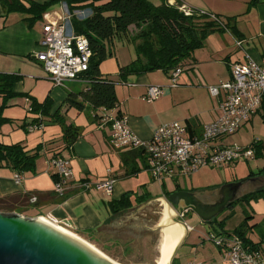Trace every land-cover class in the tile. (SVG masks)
I'll use <instances>...</instances> for the list:
<instances>
[{
    "label": "crops",
    "instance_id": "0c3cea01",
    "mask_svg": "<svg viewBox=\"0 0 264 264\" xmlns=\"http://www.w3.org/2000/svg\"><path fill=\"white\" fill-rule=\"evenodd\" d=\"M52 1L0 0V74L18 78L13 84V93L16 96L6 100L0 97V106L6 102L2 113L7 120L0 129V145H21L32 155L38 152L34 171L18 173L11 168L0 169V213L19 214L29 220L43 217L95 245L102 240L104 245L107 241L120 245L123 238L129 245L135 237L130 238L132 235L129 232L103 231L107 222L140 208L151 200L167 199L172 193L177 192V182L181 185L180 191L199 193L201 198L209 203L212 201L209 193L223 185L254 177L264 179L262 176L250 177L253 169L240 166L241 163L254 160V157L228 165L232 167L233 175L241 178L230 183L214 184L205 188L193 186L190 185V179L195 173L180 177L177 182L169 178L157 181L149 170L148 155L140 149H134L144 153L133 161L138 172L127 175L122 160V153L126 151L112 145L113 131L111 126L104 122V116L116 118L120 114L127 120L133 135L145 143L153 138L159 127L166 124L178 122L199 130L215 122L220 115V104L218 99L211 96L209 88L230 80L233 64H246L249 60H254L264 66V0H256L254 4L250 0H189L190 4L188 0H182L184 5L197 10L235 17L239 35L228 29L209 36L205 46L197 50L183 67L178 87H172L170 73L161 70L132 75L122 80L120 68L135 61L136 54L121 60L118 58V49L114 56L116 64L107 65V59L100 66L102 76L116 83L119 106L114 110L95 109L86 102L82 93L89 89L90 83L84 78L68 81L63 86L55 85L42 64L35 58L44 25L47 23L46 16L49 20L55 21L64 14L65 4ZM176 1L178 0H157V4L161 6ZM153 4L156 5L154 2ZM234 6L239 7L232 8ZM42 9H45L44 12ZM238 42H242V46H238ZM121 46L120 50L125 49V45ZM115 76H119L120 79H115ZM150 86H160L163 89L162 97L153 103L144 101ZM70 100L79 107H75L74 103L70 104ZM47 101L52 102L51 115L58 112L65 125L80 130V136L72 146L65 142L61 123L51 118L45 120L31 113L32 104L44 105ZM262 113L261 108L245 125L252 124L257 116L262 117ZM160 115L165 116L159 119ZM38 117L44 120L43 124L32 125L36 127L31 130L33 119ZM224 140L221 143L226 146L244 147L255 141L246 144L233 142L234 144L228 145L226 143L228 140ZM55 158L69 160L72 169V176L65 185L64 196H59L55 192L57 182L54 177L57 176L59 179L57 169L51 165V160ZM238 168L241 170L240 176L235 173ZM17 175L22 177L19 183L16 181ZM109 179L115 180L111 195L95 187L85 191L81 186L85 181L95 184ZM168 182L172 184L171 187ZM128 194H131L133 206L121 213L113 212L111 202L121 200ZM237 207L222 219H219L220 216L215 219L220 222L231 214L233 215L230 219L239 213L242 214L241 222L234 228L228 229L229 222H226V231L233 232L243 222L247 213L253 216L250 225L264 223L263 200L253 201L250 205L241 204L239 209ZM187 227L188 237L180 248L189 242L196 250V258L192 261L202 264H231L226 257L225 249L210 240V237L219 235L213 229L214 226L208 227L207 231L189 225ZM193 233L196 235L189 241ZM108 235L111 236L110 240L105 237ZM144 235V238L147 235L153 236L149 233ZM250 237L256 243L260 240L256 233ZM129 238L134 240H128ZM174 262L182 264L178 254Z\"/></svg>",
    "mask_w": 264,
    "mask_h": 264
},
{
    "label": "trees",
    "instance_id": "16d2710c",
    "mask_svg": "<svg viewBox=\"0 0 264 264\" xmlns=\"http://www.w3.org/2000/svg\"><path fill=\"white\" fill-rule=\"evenodd\" d=\"M52 2L67 5L74 32L89 40L93 57L89 70L82 78L90 83V87L82 93V96L95 109L114 110L119 106L116 83L108 77L102 76L100 66L109 57L113 58L119 47H122L121 45L131 44L135 46L136 51L135 61L120 68L122 80L132 75L160 70L170 73L171 80L172 74L179 68L183 70L187 61L193 58V54L197 50L205 46L207 39L212 34L229 29L235 35H239L235 17L214 15L191 7L193 15L187 16L180 11V6L183 5L182 0H178L175 5L167 3L161 6L154 5L150 0H53ZM251 3H256V0H251ZM44 10L42 9L43 12ZM77 11H87L89 14L79 18L75 14ZM132 27L137 29L135 34L131 32ZM17 79L15 76L0 74V97L6 100L16 96L13 93V84ZM69 102L70 104L74 103L72 100ZM4 104L6 102L0 106V129L7 121L2 113ZM51 106V101H47L44 105L34 103L31 113L37 114L45 120L51 118L61 123L65 142L68 146H72L78 140L80 130L65 125L58 112L51 115ZM74 106L79 107L77 103H74ZM262 111L261 118L264 123V102ZM116 118L122 117L119 114ZM43 121L40 118H34L31 126H41ZM109 126L111 125L109 124ZM246 147L255 150L256 160L264 159L263 141L255 140ZM123 150L126 151L122 153V160L127 175L137 173L138 168L133 161L144 153L134 149L130 152L127 151L131 149ZM37 156L38 152L34 155L29 154L21 145H0V169L11 168L18 173L34 171ZM254 176L264 177V169L256 173L251 172L250 177ZM54 178L56 182L61 180L60 177L57 179V176ZM177 180L178 178L175 179L176 182ZM177 184L176 191H180L181 185L178 182ZM163 188L165 187L163 186ZM131 198V194L125 195L121 200L112 201L110 207L113 212L121 213L133 206ZM259 200L264 201V189L235 202L227 210H233L241 204L250 205L251 202ZM230 216L223 221L214 220L211 223V226H214L213 229L218 232V236L236 235L241 239L246 250H261L264 246V223L250 225L253 216L247 213L243 222L233 232H228L225 228ZM253 233L258 234L259 242L256 243L251 239L250 235Z\"/></svg>",
    "mask_w": 264,
    "mask_h": 264
},
{
    "label": "built area",
    "instance_id": "2783aa9c",
    "mask_svg": "<svg viewBox=\"0 0 264 264\" xmlns=\"http://www.w3.org/2000/svg\"><path fill=\"white\" fill-rule=\"evenodd\" d=\"M171 3L170 5H175ZM180 11L187 16L193 15L188 5H181ZM79 18L86 12L77 11ZM44 25L35 58L39 61L52 81L63 86L68 81L81 80L89 70L93 50L85 36L77 35L71 24V15L67 5L59 20H49ZM238 46L242 42L237 43ZM183 73L177 69L171 77V86L178 87ZM213 98L219 100L218 119L201 129H195L178 122L163 125L157 129L153 138L145 143L140 141L129 129L125 118L105 116L104 122L111 125L113 131L111 143L115 148L140 149L148 155L149 170L157 181L179 179L210 166L232 165L255 157L253 148L244 146H226L221 141L238 133L261 108L264 102V66L254 60L246 64H233L230 80L219 86L209 88ZM163 95L160 86H150L144 97L149 103L159 100ZM41 117V116H40ZM38 117V118H40ZM36 126L30 129L34 130ZM51 165L57 169L60 181L55 184L59 196L66 193L65 185L72 176L70 161L55 158ZM21 175L16 181L21 182ZM115 180H104L95 184L83 182L82 189L87 191L95 187L112 194ZM184 217V215H182ZM218 247L225 249L231 264H264V248L248 251L236 235L210 237ZM189 264H202L191 261Z\"/></svg>",
    "mask_w": 264,
    "mask_h": 264
},
{
    "label": "water",
    "instance_id": "95a60500",
    "mask_svg": "<svg viewBox=\"0 0 264 264\" xmlns=\"http://www.w3.org/2000/svg\"><path fill=\"white\" fill-rule=\"evenodd\" d=\"M262 189L264 179L260 177L226 184L209 193L212 197L209 203L199 193L177 191L166 201L154 199L111 219L102 230L129 232L138 244L144 233L153 234L151 248L155 261L173 264L188 237L189 230L183 221L187 212L211 224L229 206ZM139 247L141 254L137 259L142 260L143 248L140 244ZM115 262L87 241L43 217L29 220L19 214L0 213V264H117Z\"/></svg>",
    "mask_w": 264,
    "mask_h": 264
},
{
    "label": "rangeland",
    "instance_id": "374dc122",
    "mask_svg": "<svg viewBox=\"0 0 264 264\" xmlns=\"http://www.w3.org/2000/svg\"><path fill=\"white\" fill-rule=\"evenodd\" d=\"M152 1V0H151ZM251 1V0H250ZM155 3L157 6V0H153L152 3ZM187 2V1H185ZM189 4L190 1L188 0ZM238 8L237 6H234L232 8ZM235 8V9H236ZM86 14L88 15L89 13L86 12ZM133 34L136 33L137 29L135 27L131 28ZM125 49L119 48L118 52V58H120L121 60L130 58L131 55L136 54L135 51V46L131 45V44H127L124 47ZM114 60V61H113ZM107 65H111V64H116V59L113 58H108L107 60ZM118 61V60H117ZM106 62V61H105ZM104 62V63H105ZM111 69H113L112 67H110ZM115 79H120L119 76H115ZM165 115H160V118H164ZM227 142V144H234L233 142L239 143V144H246L248 142H252L254 140H263L264 141V123L262 121V118L260 116L255 117L254 122L251 124H246L244 127L241 128V130L232 135L229 136L228 138L225 139ZM224 140V141H225ZM240 166L243 168L245 167H250L253 169L254 172L258 171L259 169L264 168V159H260V160H251L249 162H245V163H241ZM231 166L225 165V166H215V167H210L207 166L205 168L200 169L198 172H196L194 174V176L190 179V185L193 186H204L208 187V186H213L214 184H219L221 185L222 183H226V182H234V180L236 179L237 181L239 179H241L240 177H236L233 175V171L231 169ZM241 172V170L238 168L237 171L235 172L236 175L240 176L239 173ZM221 183V184H220ZM168 185L171 187L172 184L170 185V183L168 182ZM167 185V186H168ZM237 207V206H236ZM238 207H240V205H238ZM237 207V208H238ZM239 209V208H238ZM237 209V210H238ZM231 211V210H227L226 212H224L223 214L220 215L219 219H222L225 215H227V213ZM238 213V211H237ZM243 216L241 213H239L237 216H235L233 219H227L228 223V229H232L234 228L236 225H238L241 220H242ZM229 220V221H228ZM183 221L189 225V226H193L194 228L197 229H204V230H208V227H211L208 224L202 223L199 219V217L197 215H195L193 212H187L185 215V218L183 219ZM145 234V233H144ZM142 235L141 238L138 239L139 244L142 246L143 248V259L139 260L137 259L138 256L141 254V249L139 247L138 243L133 244L136 240L134 239H130L133 237H130L128 240H134L131 243H129V245L126 243L127 240H125V238L121 239V243L120 245H116L110 241H107V244L104 245V243H98V245L92 244L94 245L97 249H99L101 252H103L104 254H106L109 258L113 259L114 261H116L117 263L120 264H157V262L155 261V254L151 248L152 245V241H153V236H149L147 235L146 238H144L145 235ZM196 235L195 233H193L191 235V237L189 238V241L192 240V238ZM107 239H111V236H105ZM104 237H102L103 239ZM104 238V239H106ZM115 243H117V241H115ZM198 249V247H197ZM195 251L194 248L192 246L189 245V242L187 244H185L182 248H180L177 252V254L181 257V262L182 264H189V261L194 260L195 257ZM178 263V261H177Z\"/></svg>",
    "mask_w": 264,
    "mask_h": 264
},
{
    "label": "bare ground",
    "instance_id": "6f19581e",
    "mask_svg": "<svg viewBox=\"0 0 264 264\" xmlns=\"http://www.w3.org/2000/svg\"><path fill=\"white\" fill-rule=\"evenodd\" d=\"M169 205V204H168ZM170 206V205H169ZM171 207V206H170ZM172 208V207H171ZM173 210V209H172ZM174 211V210H173ZM175 212V211H174ZM176 213V212H175ZM67 231V230H66ZM69 232V231H68ZM69 233H71V232H69ZM71 234H73V233H71ZM73 235H75V234H73ZM76 236V235H75ZM78 237V236H77ZM83 240V239H82ZM85 241V240H84ZM86 242V241H85ZM88 243V242H87ZM90 245H92L91 243H89ZM94 246V245H93ZM95 247V246H94ZM96 248V247H95ZM97 249V248H96ZM106 255V254H105ZM116 263V262H115ZM118 264V263H117ZM120 264V263H119ZM170 264H171V262H170Z\"/></svg>",
    "mask_w": 264,
    "mask_h": 264
}]
</instances>
